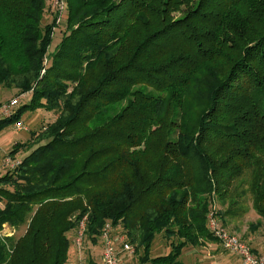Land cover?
I'll return each mask as SVG.
<instances>
[{
  "label": "trees",
  "instance_id": "trees-1",
  "mask_svg": "<svg viewBox=\"0 0 264 264\" xmlns=\"http://www.w3.org/2000/svg\"><path fill=\"white\" fill-rule=\"evenodd\" d=\"M65 1L47 52L45 0H0V90L30 92L0 130L25 110L54 117L8 151L28 149L0 174L14 230L0 264H66L83 217L89 240L108 222L140 264H189L185 248L218 241L210 213L226 227L253 209L250 242L264 225V0ZM159 235L168 250L152 255Z\"/></svg>",
  "mask_w": 264,
  "mask_h": 264
},
{
  "label": "rangeland",
  "instance_id": "rangeland-1",
  "mask_svg": "<svg viewBox=\"0 0 264 264\" xmlns=\"http://www.w3.org/2000/svg\"><path fill=\"white\" fill-rule=\"evenodd\" d=\"M52 1L53 0H45L43 18L41 20L42 24L44 25L47 22H52V20L55 18L54 19L55 20V26L53 27L52 38H51L47 52L52 51L54 49V47L56 46V44L60 41L61 36H62V30L64 28L65 18H66V10H64L61 14L59 22H56V12L51 7ZM29 94H30V92L17 94L16 89H12V90L3 89V90H0V102H4V101L7 102L13 98H18L17 104H21L24 101L28 100ZM1 116L2 115L0 114V117ZM53 118H54L53 114L50 113L49 111H46L45 109L37 108L35 110H25L24 113L21 115L19 121L22 123L23 126L26 127V129H17L14 127V125H13L14 123L3 127L0 130V148H1L0 162L3 158V156L6 153H8V151L11 149L13 143L24 142V141L28 140L29 136L31 135V131L40 130L47 123L51 122L53 120ZM27 152H28L27 148H24V147L21 148L20 147V149L18 150V153H16L15 156L16 157H18L20 155L22 156V155H25ZM0 205H1V203H0ZM256 218H257V215L254 212V210L249 208V211L241 219H239L238 221L230 222L226 227L228 229H230L231 232H234L235 234H237L238 236H241L243 238L244 233L247 232L248 222L254 221ZM235 225L238 226V228H239L238 230L233 229ZM0 228H2V226ZM23 229H24V227H21V229L18 231L17 234H20L23 231ZM1 230L2 229H0V231ZM76 231L77 230H75L74 233H73V231L69 233L68 253L70 252V257H69L70 261H68V262H70L71 264H85L84 258H85L86 253L90 252L89 248L93 247L92 242H91V240H89V238H87L85 236V231H84L82 242H81L80 246L79 247L76 246L74 244V241H73V237L75 236ZM263 232H264V225L259 229V232L255 234L256 238L261 242L262 247H264V235L262 234ZM243 239L246 240L245 238H243ZM97 242L101 248L102 243H101V237L100 236L98 237ZM97 242H93V243L95 244ZM247 242L254 247V245L251 242H249V241H247ZM75 248H78L80 250V252H78V250L76 249V253H77L76 257H75V252H73V251H75ZM93 248L96 252L98 249H100L99 247L98 248L93 247ZM199 249L200 248H198V250ZM167 250H168V241H165L160 235L157 236V238L155 237L154 244L151 248L152 255H156L159 253H165ZM201 250L202 251L199 254H201L202 256H204L205 254L206 255L210 254V255H208V257H210V258H211L210 252L215 251V249H213L212 247L211 248L208 247V249L202 248ZM95 251L91 250V252H93V253ZM139 255H140V252L138 250H137V252H135V254L130 255L133 257H132L131 261L129 262V264H140L138 261ZM78 256H80L79 259H77ZM94 257H95V255H94ZM210 258H208L206 260L205 264H215V261H213ZM226 258H227L228 264H231V263L236 264V261L232 256H228ZM68 262L66 264H68Z\"/></svg>",
  "mask_w": 264,
  "mask_h": 264
},
{
  "label": "built area",
  "instance_id": "built-area-1",
  "mask_svg": "<svg viewBox=\"0 0 264 264\" xmlns=\"http://www.w3.org/2000/svg\"><path fill=\"white\" fill-rule=\"evenodd\" d=\"M51 7L56 12V22H59L62 12L66 10L67 7L65 0H53ZM17 103L18 98L2 102L0 104V114L3 117L10 116ZM13 125L17 129H26L20 121L14 122ZM21 158V155L18 157H12L6 153L0 162V174L6 169H12L17 166L20 163ZM84 219L85 217L79 221L76 228V234L73 237L74 244L78 247L82 242L83 232L85 231ZM207 224L209 231L218 240L220 246L226 251L236 255L240 260V264H264V250L261 252L254 251L252 247L245 241L241 240L237 234L221 225L212 213L207 217ZM0 229H2V232L0 231V238L3 236H9L14 231L11 227L7 226L6 223H3L2 228ZM113 230L111 224L107 222L100 234L102 243V264H124L122 254H135V245L126 241L123 235L115 234ZM115 243L119 246L117 247Z\"/></svg>",
  "mask_w": 264,
  "mask_h": 264
},
{
  "label": "crops",
  "instance_id": "crops-1",
  "mask_svg": "<svg viewBox=\"0 0 264 264\" xmlns=\"http://www.w3.org/2000/svg\"><path fill=\"white\" fill-rule=\"evenodd\" d=\"M248 239L256 247L257 251L261 252L262 250H264V247H262L261 242L256 238V236H252V235L248 236ZM115 244L117 245V247L119 246L117 243H115ZM92 246L95 248H98V247L100 248V246L98 245V242L95 244L92 242ZM93 247L89 248L90 252L89 253L87 252L88 254L86 253V255H85V258H84L85 264H102L101 263V248L98 249L96 252ZM208 247L209 248L212 247L213 249H215V251L210 252L211 258L208 257V255H210V254H208L209 252L207 253L208 255L205 254L204 256L199 254L202 251L201 250L202 248L208 249ZM198 248H200V249L198 250ZM76 249L78 250V252H80V250L78 248H75V251H73V252H75V257L77 256ZM91 250H93L95 252L93 253V252H91ZM92 253L95 255V257ZM122 256H123L124 264L125 263L129 264V262L131 261V259L133 257V256L128 255L127 253L122 254ZM228 256H232L235 259L236 264H240L239 258L236 255H234V254L226 251L225 249H223L220 246L218 241H210V242H207V243H205L199 247H195V248L187 247L183 250V253H182V257L189 264H205V262L208 258L215 261V264H228V261L226 258ZM79 257L80 256H78L77 259H79ZM69 261H70V259H69ZM68 264H71V263L68 262Z\"/></svg>",
  "mask_w": 264,
  "mask_h": 264
}]
</instances>
